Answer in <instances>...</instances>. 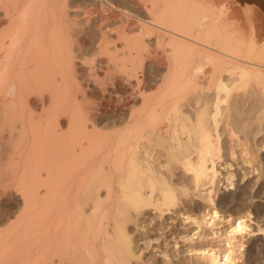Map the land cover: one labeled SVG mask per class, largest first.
I'll use <instances>...</instances> for the list:
<instances>
[{"label": "bare ground", "instance_id": "6f19581e", "mask_svg": "<svg viewBox=\"0 0 264 264\" xmlns=\"http://www.w3.org/2000/svg\"><path fill=\"white\" fill-rule=\"evenodd\" d=\"M22 1L0 0L5 17L13 15L8 16V26L0 19L5 27L4 32L0 29V132L7 126L14 145L12 154H17L16 158L9 154L12 158L8 156V161H14L8 163L12 165L8 169L21 174L18 181L23 201L22 217L0 224V264H154L144 258L143 240L156 224L144 229L147 222L141 218L147 207L164 212L173 206H178L175 211L186 220L183 229L191 223L196 225L194 230L200 238L207 237L198 228L205 215L211 220L220 218L215 223L217 230L229 224L222 239L226 244L223 252L214 247L190 245V249L201 254L206 264L235 263L233 248L245 232L247 215L232 220L227 212L219 214L213 204L220 180L224 178V187L233 186L235 168L241 173H264V160L255 164L259 151H264V135L255 140L260 132L264 134V15L251 13L238 22L237 13L229 12L228 7L216 8L210 0H134L146 9L149 18L130 22L131 13L124 9L125 24L115 37L122 42V54L116 56L117 46L109 53L107 32L99 42L104 49L101 51L111 54L107 61H117V70L125 74L127 86L132 87L126 114L117 116V124L108 127L95 123V118L93 121L88 98L79 97L81 103L78 100L77 104L76 93L71 98L64 96L70 88L66 61L75 59L72 51H64L66 11L63 14L62 7L61 13H56L52 10L56 5L51 9L45 2L52 10L47 14L50 10L45 6L43 13L39 1ZM18 2L24 4L22 9ZM85 9L83 13L89 16L90 10ZM108 17L105 14L100 21ZM155 30V43H166L168 53L165 62L159 55L154 60L165 64L167 74L158 91L145 92L143 87L139 89L142 79L136 77V69L143 63L146 39ZM17 51L19 58L15 57ZM39 83L45 89L48 85L54 91L59 92L60 86L62 90L55 92L44 123H39V118L35 126L24 94ZM75 85L79 86L77 82ZM60 114L65 115L66 124L61 129ZM87 121H91L90 128ZM40 160L46 165L38 167ZM1 163L0 174L6 168ZM40 166L45 168L44 179ZM22 173L33 174L26 181ZM197 196L210 207L204 215L187 208L199 204ZM210 238L218 236L213 232ZM169 259L168 264H196L180 257Z\"/></svg>", "mask_w": 264, "mask_h": 264}, {"label": "rangeland", "instance_id": "374dc122", "mask_svg": "<svg viewBox=\"0 0 264 264\" xmlns=\"http://www.w3.org/2000/svg\"><path fill=\"white\" fill-rule=\"evenodd\" d=\"M20 1H22V0H20ZM38 1L40 2V0H37V2ZM42 1L43 0H41V2ZM59 1L60 0H55V1L52 0L51 3L49 4V2H50L49 0H44V5H43V2H42V5H40L41 2L40 3L38 2V4L41 7V11H42V9L44 11V8H46V7H47L46 8L47 10H50V11H47L45 9L44 12L42 11L43 13H45L47 11L46 12L47 14L49 12H51L52 10H55L56 13H59L62 10V7H63L62 13L64 14L66 11L65 14L67 16L65 17V19H66L65 23L67 22L66 24H68V25L64 26L66 24H63V26H62V29L63 30L65 29V31H66V33L64 32L66 34L64 36H67L66 37L67 40H65L66 47H65L64 51H66V50H67V52L72 51L71 54L73 56L75 55L74 56L75 59H73V60L70 59V60L66 61L67 65H68V69L71 71L72 74L70 73V71L68 73L66 72L67 77L69 79V80H67L68 81L67 84L70 88L67 89V86L65 87L67 89V91H66L67 95H65L66 92H64V96H66L67 98L70 96L74 97V94L76 93L75 98L78 97L77 101H75L76 103L77 102L79 103V101L81 100L80 98H82L83 96L88 98L89 101L92 100L90 102L87 101V103H89L93 108H91V106L88 107L89 104L87 105L86 102H82V104L84 103L88 107V109H90V110L93 109L92 112L94 114H91L90 110L88 111V113L91 114V115L89 114L90 116L94 115V117H91V118L92 119L95 118V121L93 119V121L95 123H98L100 126H108L109 127L113 123H116L117 116L122 117L123 115L126 114L127 109L130 106L129 104L131 103V102H129L130 99L127 97L129 95V92L131 93L132 87L130 88V86L129 87L127 86L128 83L124 80L125 74L121 73V71H119L120 69L117 70L119 68V66L118 67H117V65L115 66V63H117L116 60H114L115 62H113V60L107 61L108 57L114 52L113 46L118 47V48L116 47L118 50L117 53L120 52L118 55L116 53V50H115L116 56H120L123 52V49H124L123 47L121 48L122 42L115 38L117 36V34L119 35L121 33V30L124 27L123 25L125 24L124 22H125L126 17L124 14V9L127 8V11L131 13V16L129 18L130 22L137 21L138 20L137 18L147 20L149 18V15H148L146 9L134 0H112V1L111 0H109V1L108 0H66V1L61 0L60 3H59ZM63 1L66 2V5H64L65 2H63ZM22 2L24 3V1H22ZM22 2L17 3L18 8L19 7L21 9L23 8L22 6H24V4ZM35 2H36V0H35ZM45 2L46 3L48 2L47 5H49V8H51L53 5H56L57 9L54 8L55 6L52 7L53 9L51 8L52 10L49 9L48 6L45 5L46 4ZM53 2H55V3H53ZM100 2H102V3H100ZM20 3L22 4L21 6L19 5ZM136 3L138 5H135ZM210 3H212V5L216 8L219 7L221 9H224L225 7H228L229 12L231 11V12H234L235 14L237 13L238 22L244 21L245 20L244 16H247L248 14H251V13L264 15L263 14L264 13V0H210ZM62 4L64 6H62ZM127 4H129V5H127ZM64 7H66L65 10H64ZM18 8H17V10L20 11V9H18ZM109 8H111V9L109 10ZM118 8H120V9H118ZM83 9L90 10L89 16L86 15L85 13H83ZM120 11H123V12H120ZM16 12L17 11H13L12 13L15 14ZM67 12L70 14H67ZM10 14H11V12H10ZM83 14H84V16H83ZM105 14L106 15L109 14L108 20L101 22L100 20ZM8 16L11 17L13 15L12 14L6 15V17H5L2 10H0V17H1L0 19L5 21V23H4L2 20H0L2 22V23H0L1 24L0 29L3 32L5 31V27L3 28V25L8 26L6 23H9L7 21H9V19L12 18V17L10 18ZM16 16L18 17V15H16ZM16 16H14V18H16ZM71 20L74 21V26H73V22L70 23ZM260 23H261V21H260ZM69 25H72V26H69ZM67 29L69 31V34H67L68 33ZM70 30H72V32ZM102 30H103V32H102ZM106 32H107L106 35L108 37L107 39L110 40L109 44H107L108 46L109 45L110 46L109 47L107 46V48L111 51L109 52V50L106 49V50H108V51H106V53H108V52L111 53V54L108 53L109 56H107V54L105 55V52L103 53V51H104L103 48H102L103 51H101L102 50L100 48L101 44H99V42L102 43L100 41L103 38V37H101V36H103L102 34L104 33V35H105ZM156 32H158V31L155 30V32L153 31L151 33V34L154 33L153 34L154 36L150 35V36H148L149 38L146 37L147 38L146 42L148 41L146 50H145V48H142L143 51L141 49L143 54L146 51V53L144 55L142 54L143 59L141 58L142 60L140 61L141 63L143 61V63L140 64L139 68L137 67V69H136V71H137L136 77L137 78L140 77L139 80L141 81V79H142V81L145 82V84H143V82L141 81V84H140L141 86H139L140 87L139 89H142V87H143L145 92H156V91H158L157 86L162 85V83H163L162 80L165 79L164 76L167 74L165 64L164 65L159 64L157 61L154 60L159 55L163 58V60L165 59L164 60V62H165L166 61L165 55H166V53H168V46H166V43L165 44L164 43H161V44L157 43L159 45H157L155 43ZM70 38H72V40ZM109 38H111V39H109ZM158 38H160V37H158ZM69 40H71V41H69ZM67 42H68V45H67ZM147 48H148V51H147ZM19 51L21 52V50H19ZM17 52L15 54V57L18 56V58H19L20 52H18L19 55L17 54ZM85 52L86 53L92 52L94 55L97 53L95 55L96 56L95 62L93 63V65L89 66L87 72L83 71L84 65L82 63L81 64L77 63V60H78L77 58H78L79 54H82ZM147 52H148V55H147ZM99 53H102V54L99 55ZM145 55H147V56H145ZM153 56H154V58H153ZM18 58H17V60H19ZM71 60H72V62H70ZM138 61L139 60H136L137 63L135 62V64H138ZM69 63H70V65H69ZM119 63H120V60H118V64ZM74 65H75V67H74ZM95 73H96V75H95ZM114 73H116V74H114ZM138 73H139V75H138ZM90 76H92V77H90ZM112 77H114V78H112ZM136 77H133L134 79L131 78V79H133L132 82L136 81ZM70 78H71V80H70ZM76 82L78 83L79 86L75 85ZM113 82H114V84H113ZM67 84L65 83V85H67ZM38 85H39V87L37 88ZM38 85L36 86V84H35V86L33 87L34 90L37 89L34 92H33L32 88L28 91H25L24 96L26 97V99L23 96V99L26 100L25 103L27 102L28 104H30V106H29L26 103L25 106L30 107V108L26 107V110L28 109L31 112H33L32 116L34 119H32L31 121H33V120L34 121L31 124H35V126H36L39 118L42 119L41 121L39 119V123H41V122L44 123L46 118L45 119H43V118L45 115H47L45 113H48V115L50 114L49 109H51L52 108L51 106H53L52 104L54 103V95H56L55 92H57V90L54 91L52 89V87H50L48 85H47L46 89L44 87L45 85H42L41 83H39ZM80 86H83V87H80ZM48 87H50V88H48ZM153 87H155L154 90L152 89ZM47 89H48V91L51 89L53 90L52 93H51V91H49L51 93V94L49 93L51 96L48 94V91L45 92ZM59 89H60V91L57 92L58 94L61 93L62 87L60 86ZM75 89H76V92L74 91ZM80 89H83V90L80 91ZM30 91L32 93L39 91L38 92L39 94L35 95L36 94L35 93L32 95V93ZM73 92H74V94H73ZM136 92H140L138 90V88H137ZM26 94H27V96H26ZM119 94H121L122 96ZM41 98H42V101H41ZM44 98H47V99H44ZM51 99H53V100H51ZM126 99H129V100H127L128 102L126 101ZM119 100H120V102H119ZM92 102H94V103H92ZM25 103H23V101H22L23 105ZM80 103H81V101H80ZM120 106H121V108H120ZM94 107H95V109H94ZM116 107H117V109H116ZM114 114H116V115H114ZM40 115H41V117H40ZM46 117H49V116H46ZM92 119H91V121H92ZM91 121H89V122H91ZM89 122L87 121V124H86L87 127L89 126L88 124H90ZM58 123H59L58 127L60 129H61V127L62 128L65 127L66 124H65V115L64 114L58 115ZM15 124L19 125V126H17L18 128L20 127L19 122L18 123L16 122ZM90 126H89V128H90ZM27 128H28V130L30 129L29 127H27ZM3 129H1L2 131L0 132L1 133L0 134V150H1L0 151V159L1 160L3 159V161L0 160V162H2L4 164V166L6 165L5 166L6 168L3 166V168H5L3 170L4 172H1V174H0L1 175L0 176V189H1L0 190V224L1 225L3 224V222L5 223L8 220H15L16 217L21 218L22 216L20 215V210H21V207L23 205V203H22L23 201L21 198L22 195H21L20 190H19V181L21 180V178H19V176L21 174L20 173L16 174L14 172L12 173L8 169L12 166L11 165L9 167L8 163L11 164L14 161V160L8 161L9 160L8 156H10L12 154V152L14 150V147H13L14 145H13L12 141L8 138L9 137V134H8L9 131L7 129V126H5ZM6 130H7V132H6ZM28 130L26 129V132L29 133L30 130L29 131ZM240 134L242 136V133H239V135ZM261 134H262V136L264 135L263 133L260 132L255 137L256 141H257V138H259L261 136ZM3 136H4V138H3ZM2 138H3V140H2ZM27 140L31 141L29 139V137L27 138ZM10 141H11V143H10ZM5 144H7V146H5ZM10 145H12V146H10ZM19 145L22 146V143H20ZM4 147H7V148L5 149ZM35 147L37 148L39 146H34V148ZM9 148H10V150H8ZM8 151H10V152H8ZM6 152H7V154H6ZM258 154H259V156L256 158L257 160H255V164L259 163L261 161V158L264 160V151H259ZM11 156L13 158H16L17 154H16V156H15V154H12ZM4 157H6V158H4ZM163 159H164V161H162V165L166 164L165 158L162 157V160ZM37 165H38V167H39V165H41L43 167L46 165V162H45V160H42V161L40 160V161H37ZM41 166L39 169L40 170L39 173L41 175V178H43L45 176V168L41 169ZM8 171L11 174L8 175V173H7ZM233 171L235 172V173H233V178H232L233 186L232 187L231 186L224 187V181H223L224 178H223V180H220V182L217 184V187L215 189L216 194H215V200H214V204H213V206H216L219 214H221V213L226 214V212H227L233 218L232 220H235L236 217H238V216L247 215V217H246L247 221L245 223L246 224L245 232H243L241 234L242 235L241 238H238L239 241L236 242V245L233 248V255L235 256V263H234V261H232L230 264H264V173H241L240 169H238V168H235ZM12 174L13 175L15 174V175L12 176ZM32 174L33 173H25V176H24L22 173V176L24 178L26 177L25 180L27 181V180H30ZM222 174L219 175L220 179L223 176ZM11 176L14 178L12 179ZM15 176H17V177H15ZM22 180H24V179L22 178ZM12 181H13V183H12ZM14 184L16 186L18 185L17 186L18 188L16 186H14ZM40 189L43 190L44 188L40 187ZM195 198L199 201V204L197 206H195L194 208L190 207V206L189 207L187 206V208H190L191 212H195V214L199 213L198 215H200V214L204 215L207 212V210H210V207L204 206L202 199H200L198 196ZM222 198L226 199V201H222ZM177 209H178V206L177 207L173 206L168 211H164V212L158 211L157 212L152 207L146 208V213L143 216V218H141L142 221L147 222L144 229H146V228L149 229V227L153 226V224H156L155 227H153L156 229L149 231L148 239L146 241L143 240V242H145V246H146V249H143L144 258H146V259L150 258L149 260H152V262L154 264H168L170 262L169 258L171 256L174 258L180 257V258L184 259L185 261L194 260V261H196V264H206L207 260L201 254H195L193 252V250L190 249L191 246H193V248H196L197 246H199L201 248H203V247H206V248L214 247L215 249H218L219 252H223L225 250L224 247L226 244L222 239L226 238L225 235L227 234V232L230 229L229 224H224V225L222 224L223 225L222 228L217 230L215 228L217 224H215V223L219 222L220 218L218 219L216 217V218H214V220H211L212 218H209V215H205V217L203 218V223H201L200 227H198V228H201L202 232L203 231L206 232L207 237L200 238L198 236L199 232H196L194 230V227L196 225L191 223L190 224L191 227H189L186 230L183 229V226H184L183 224L186 222V220L184 218H181V215H178L177 211H175ZM165 212H167V213L169 212V213L164 214ZM140 217H141V215H140ZM137 221H139V220H137ZM210 222H211V225H209ZM142 224H144V222ZM147 225H149V227ZM165 225H166L165 229H158V228H162ZM213 232L216 233V235L218 236V238H216V239H218L219 241H217L216 239L210 238V236L213 234ZM144 235H146V234H144ZM185 235L187 237H189L190 240L183 237ZM147 241H149V242L147 243ZM139 242H141V241H139ZM164 252L166 253L165 254L166 256L163 254Z\"/></svg>", "mask_w": 264, "mask_h": 264}, {"label": "snow or ice", "instance_id": "6c2138e0", "mask_svg": "<svg viewBox=\"0 0 264 264\" xmlns=\"http://www.w3.org/2000/svg\"><path fill=\"white\" fill-rule=\"evenodd\" d=\"M96 56L92 52L79 54L77 63L83 64V71L87 72L90 65L95 62Z\"/></svg>", "mask_w": 264, "mask_h": 264}]
</instances>
